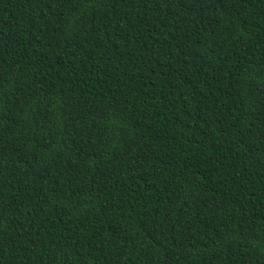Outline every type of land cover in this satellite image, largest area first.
Masks as SVG:
<instances>
[{
	"label": "trees",
	"instance_id": "16d2710c",
	"mask_svg": "<svg viewBox=\"0 0 264 264\" xmlns=\"http://www.w3.org/2000/svg\"><path fill=\"white\" fill-rule=\"evenodd\" d=\"M0 264H264V0H0Z\"/></svg>",
	"mask_w": 264,
	"mask_h": 264
}]
</instances>
